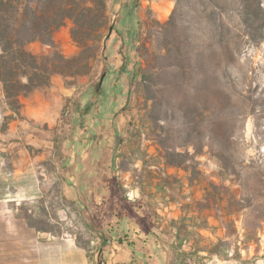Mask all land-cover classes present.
<instances>
[{"label": "rangeland", "instance_id": "1", "mask_svg": "<svg viewBox=\"0 0 264 264\" xmlns=\"http://www.w3.org/2000/svg\"><path fill=\"white\" fill-rule=\"evenodd\" d=\"M138 2L131 24L134 0H106L88 75L19 115L0 83V264H264V23L249 38L242 0ZM71 27L27 49L76 56Z\"/></svg>", "mask_w": 264, "mask_h": 264}, {"label": "trees", "instance_id": "2", "mask_svg": "<svg viewBox=\"0 0 264 264\" xmlns=\"http://www.w3.org/2000/svg\"><path fill=\"white\" fill-rule=\"evenodd\" d=\"M138 8L139 2L134 0L128 11L131 24L132 17H138ZM242 9V22L249 30V38L262 35L261 30L256 29H262L264 23L262 0H242ZM67 21L72 23L70 38L78 48L76 56L65 57L58 51L34 55L27 49V45L34 42L54 48V34ZM125 22L127 20L121 18V24ZM136 23L140 24L139 20ZM107 24L106 0H0V83L8 109L19 115L18 98L48 87L55 75L64 78L88 75ZM132 59V72L126 69L127 62L121 71L134 77L137 58L133 56ZM113 132L117 135L116 128ZM225 244L218 240L203 251L207 252L208 258L227 259V253L222 250ZM107 247L108 241L101 235L98 247L101 262ZM199 251L202 250L197 249L196 253Z\"/></svg>", "mask_w": 264, "mask_h": 264}, {"label": "water", "instance_id": "3", "mask_svg": "<svg viewBox=\"0 0 264 264\" xmlns=\"http://www.w3.org/2000/svg\"><path fill=\"white\" fill-rule=\"evenodd\" d=\"M104 77H105V73H103V74L101 75V78H100V81H99V85L101 84V82H102V80L104 79Z\"/></svg>", "mask_w": 264, "mask_h": 264}, {"label": "crops", "instance_id": "4", "mask_svg": "<svg viewBox=\"0 0 264 264\" xmlns=\"http://www.w3.org/2000/svg\"><path fill=\"white\" fill-rule=\"evenodd\" d=\"M115 244H116V242H113V245H112V246H113V247H116V245H115ZM212 264H216V263H212Z\"/></svg>", "mask_w": 264, "mask_h": 264}]
</instances>
